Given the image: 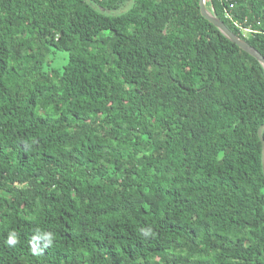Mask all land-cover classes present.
<instances>
[{
  "label": "trees",
  "instance_id": "16d2710c",
  "mask_svg": "<svg viewBox=\"0 0 264 264\" xmlns=\"http://www.w3.org/2000/svg\"><path fill=\"white\" fill-rule=\"evenodd\" d=\"M199 1L0 0V264H264V69Z\"/></svg>",
  "mask_w": 264,
  "mask_h": 264
},
{
  "label": "water",
  "instance_id": "95a60500",
  "mask_svg": "<svg viewBox=\"0 0 264 264\" xmlns=\"http://www.w3.org/2000/svg\"><path fill=\"white\" fill-rule=\"evenodd\" d=\"M206 0L199 1L200 13L201 15L212 23L228 40L236 44L243 51L247 52L249 55L254 57L264 69V57L253 47H251L246 41L237 37L227 26L220 21L212 12V10L207 9L205 5ZM264 126H261L258 130V137L262 144V170L264 174V140L262 138V129Z\"/></svg>",
  "mask_w": 264,
  "mask_h": 264
},
{
  "label": "built area",
  "instance_id": "2783aa9c",
  "mask_svg": "<svg viewBox=\"0 0 264 264\" xmlns=\"http://www.w3.org/2000/svg\"><path fill=\"white\" fill-rule=\"evenodd\" d=\"M219 1H222V0H219ZM225 16H226V18L231 19V15H230V13H229L228 11H225ZM234 24H235L239 29H241L243 32H249V30L242 28L240 24H238V23H234Z\"/></svg>",
  "mask_w": 264,
  "mask_h": 264
}]
</instances>
